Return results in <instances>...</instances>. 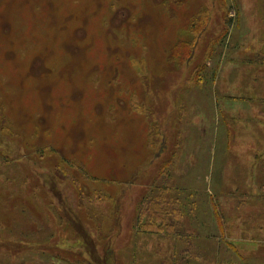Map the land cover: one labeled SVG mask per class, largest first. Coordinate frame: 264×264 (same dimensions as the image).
Instances as JSON below:
<instances>
[{
    "label": "rangeland",
    "instance_id": "374dc122",
    "mask_svg": "<svg viewBox=\"0 0 264 264\" xmlns=\"http://www.w3.org/2000/svg\"><path fill=\"white\" fill-rule=\"evenodd\" d=\"M50 1L0 0V264H264V0Z\"/></svg>",
    "mask_w": 264,
    "mask_h": 264
},
{
    "label": "bare ground",
    "instance_id": "6f19581e",
    "mask_svg": "<svg viewBox=\"0 0 264 264\" xmlns=\"http://www.w3.org/2000/svg\"><path fill=\"white\" fill-rule=\"evenodd\" d=\"M37 1V0H36ZM60 1L57 0V1H53L52 2V12H54V21L55 23H52V32L50 31H47V34H46V37L47 36H50L51 38H54V40L56 42H59V41H63V40H58L57 36H61L63 39L64 37L66 36V31L67 30H64V27L65 26H68L69 24H66V23H69L66 19L68 17H70V15L73 13V12H76V15H78V12L77 10H80V11H84V10H91L92 8H89V6L87 5L88 2H86V0H84L83 2H81V0H79L78 4L76 5H71L69 4V6L67 7L68 8V13L67 14H64V17L62 18L61 15L59 14V9L60 7L58 6V3ZM34 4H39V3H34ZM64 6H67L68 5V1L67 0H64L63 2ZM41 5V4H39ZM51 7V1L50 0H46L45 2V6H49ZM44 6V9L46 10L45 12H42V14L38 13L36 14L37 17L34 19V20H31L29 22V25L26 27V31L29 33V31L33 28L32 27V23L36 22L37 20H41V21H45L47 19V8ZM87 11V12H88ZM2 13V6L0 5V14ZM70 13V15L68 17H66L68 14ZM34 18V17H33ZM62 19V23H59V20ZM38 22V21H37ZM40 22V21H39ZM71 23V22H70ZM37 26V25H36ZM65 35V36H64ZM63 47V46H62ZM46 46H45V50H46ZM63 50H64V47H63ZM59 53H62L61 50H59L57 53L55 51V55H58ZM53 55V54H52ZM71 64V63H70Z\"/></svg>",
    "mask_w": 264,
    "mask_h": 264
},
{
    "label": "trees",
    "instance_id": "16d2710c",
    "mask_svg": "<svg viewBox=\"0 0 264 264\" xmlns=\"http://www.w3.org/2000/svg\"><path fill=\"white\" fill-rule=\"evenodd\" d=\"M168 200V199H167ZM167 200L165 202H167ZM157 201V200H156ZM155 200L153 201H148L147 202V207L145 212H147L149 215H154L156 216L157 219H160L162 216L161 208L159 203H157ZM148 216V215H147ZM149 217V216H148ZM150 218V217H149ZM163 222V220H161Z\"/></svg>",
    "mask_w": 264,
    "mask_h": 264
}]
</instances>
